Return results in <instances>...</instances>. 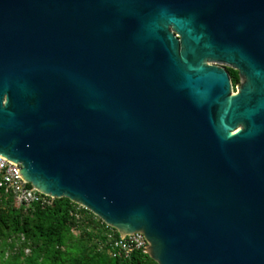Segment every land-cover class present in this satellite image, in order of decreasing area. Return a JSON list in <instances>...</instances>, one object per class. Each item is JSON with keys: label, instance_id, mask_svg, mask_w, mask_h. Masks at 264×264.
<instances>
[{"label": "water", "instance_id": "1", "mask_svg": "<svg viewBox=\"0 0 264 264\" xmlns=\"http://www.w3.org/2000/svg\"><path fill=\"white\" fill-rule=\"evenodd\" d=\"M0 154L159 264H264V0H0Z\"/></svg>", "mask_w": 264, "mask_h": 264}, {"label": "trees", "instance_id": "2", "mask_svg": "<svg viewBox=\"0 0 264 264\" xmlns=\"http://www.w3.org/2000/svg\"><path fill=\"white\" fill-rule=\"evenodd\" d=\"M232 76L238 81L237 71ZM107 228L68 197L27 207L0 187V264H159L143 250L113 256L104 243Z\"/></svg>", "mask_w": 264, "mask_h": 264}, {"label": "built area", "instance_id": "3", "mask_svg": "<svg viewBox=\"0 0 264 264\" xmlns=\"http://www.w3.org/2000/svg\"><path fill=\"white\" fill-rule=\"evenodd\" d=\"M0 187L6 193L11 194L19 205L27 207L36 203H50L54 199L51 195L41 192L24 178L21 163L8 159L2 154H0ZM79 205L88 209L84 205ZM76 215L79 217L78 213ZM108 227L105 229L104 243L108 245L109 252L113 256L129 257L136 250H143L146 253L150 252V242L143 231L121 234L116 228L110 225ZM98 245L102 248L103 243L100 241ZM25 252L30 254L31 249L26 248Z\"/></svg>", "mask_w": 264, "mask_h": 264}, {"label": "flooded vegetation", "instance_id": "4", "mask_svg": "<svg viewBox=\"0 0 264 264\" xmlns=\"http://www.w3.org/2000/svg\"><path fill=\"white\" fill-rule=\"evenodd\" d=\"M227 68V70L230 73L231 76V80H232V90L233 92H237L239 87L244 83V78L241 77L240 71L238 69H236L234 66H225ZM233 71H237V75H238V81L234 80L232 74Z\"/></svg>", "mask_w": 264, "mask_h": 264}, {"label": "rangeland", "instance_id": "5", "mask_svg": "<svg viewBox=\"0 0 264 264\" xmlns=\"http://www.w3.org/2000/svg\"><path fill=\"white\" fill-rule=\"evenodd\" d=\"M1 254V253H0Z\"/></svg>", "mask_w": 264, "mask_h": 264}]
</instances>
